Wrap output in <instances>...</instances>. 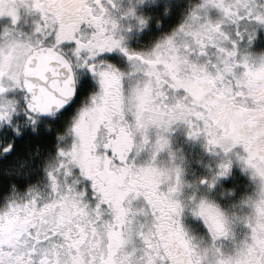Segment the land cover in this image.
<instances>
[{"label":"snow or ice","instance_id":"1","mask_svg":"<svg viewBox=\"0 0 264 264\" xmlns=\"http://www.w3.org/2000/svg\"><path fill=\"white\" fill-rule=\"evenodd\" d=\"M0 264H264V0H0Z\"/></svg>","mask_w":264,"mask_h":264}]
</instances>
